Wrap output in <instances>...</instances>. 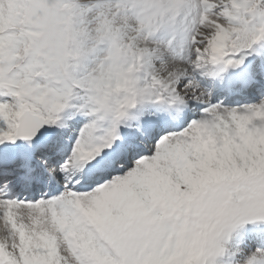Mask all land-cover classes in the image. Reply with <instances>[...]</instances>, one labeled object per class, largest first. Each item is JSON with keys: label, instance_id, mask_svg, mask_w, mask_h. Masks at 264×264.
Instances as JSON below:
<instances>
[{"label": "snow or ice", "instance_id": "6c2138e0", "mask_svg": "<svg viewBox=\"0 0 264 264\" xmlns=\"http://www.w3.org/2000/svg\"><path fill=\"white\" fill-rule=\"evenodd\" d=\"M0 264H264V0H0Z\"/></svg>", "mask_w": 264, "mask_h": 264}]
</instances>
